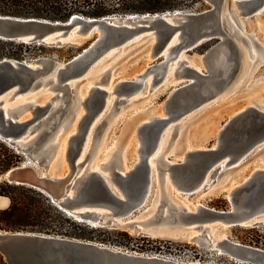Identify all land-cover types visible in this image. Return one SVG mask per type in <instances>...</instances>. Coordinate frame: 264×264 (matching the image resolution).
<instances>
[{
    "label": "water",
    "instance_id": "1",
    "mask_svg": "<svg viewBox=\"0 0 264 264\" xmlns=\"http://www.w3.org/2000/svg\"><path fill=\"white\" fill-rule=\"evenodd\" d=\"M209 1L213 4L212 8L201 13L170 10L151 16L142 14L85 17L73 14L66 21L0 14V39L6 41L59 47L74 38L69 39L68 34L75 27L76 34L81 36L98 32L87 47L65 63L45 57L36 60L0 59V136L23 155V160L8 168L0 175V179L39 190L66 214L80 218H74L78 221L89 224L93 221L91 223L101 227L126 225L125 215L146 203L155 184L148 157L156 146L161 130L169 120L175 118L171 104L183 95L182 92L189 89L188 92L197 95V101L207 99L210 95L197 88H178L166 107V117L153 118L142 124L139 130V157L133 167L127 171L122 170V165L116 167L110 172L108 180L98 170H82L86 165L85 156L79 160L92 121L103 107L105 88L92 86L90 96L84 102L85 113L67 140L63 161L65 171L57 169V165L61 164L56 158L57 134L61 128L62 132L68 129L74 118L62 120L59 115L56 122L47 125L45 121L55 113L58 103L53 105L52 101H48L44 104H33L27 101L19 105L4 106L5 98L10 95L9 98L12 99L16 94L26 93L29 89L40 86H67L72 83L73 78L84 74L108 48L125 43L143 30L155 31L157 38L152 53L154 59L162 56L164 46L176 32L179 33V42L172 47L173 55L167 58L162 56L161 60L150 67L154 68L155 76L159 78L162 77L165 63L174 58L181 48L195 47L202 41L216 38L221 39L217 45L222 44L228 48L232 41L221 23L220 0ZM256 2L261 4L263 0H245L242 4L248 8L247 4L251 6ZM216 46L205 54L204 60L212 56ZM225 61L212 71L207 68L210 75L204 80L205 83L217 79V87L222 88L229 82L231 75L225 79L220 78L225 73L222 72ZM159 69L161 73L158 72ZM184 70L202 81L201 74L193 66L186 65ZM135 83L121 82L118 90L126 94ZM122 101L121 99L119 102ZM28 108L32 116L24 118ZM254 116L258 117V122L254 120ZM35 130L38 132L29 138ZM37 137L38 140L35 141ZM263 138L264 112L248 107L230 118L219 134L215 148L188 152L183 165L170 166L173 181L181 192L193 193L202 186L201 181L207 172H217L239 160ZM24 139L27 141L22 142ZM31 148L39 151L32 154ZM255 173L247 182L228 194L229 209L200 205L195 211L180 212V218L200 222L201 225L197 227L204 226V222L215 221L228 226L249 224L257 212L264 210V169ZM159 181L161 190H165L161 178ZM2 208L4 207L0 202V209ZM95 208H103L108 216L100 214ZM115 215L121 216L117 218ZM175 217L177 219V215ZM256 223L262 222L256 221L252 224ZM142 227L143 225L137 224L135 230L139 231ZM206 230L207 226H204L188 240L205 245L206 238L208 239ZM220 245L229 255L247 259V264H252L253 259H257L258 264H264L263 249L232 241L228 237L223 238ZM0 254L8 264H215L179 260L158 253L148 254L98 241L34 231L0 230Z\"/></svg>",
    "mask_w": 264,
    "mask_h": 264
},
{
    "label": "rangeland",
    "instance_id": "2",
    "mask_svg": "<svg viewBox=\"0 0 264 264\" xmlns=\"http://www.w3.org/2000/svg\"><path fill=\"white\" fill-rule=\"evenodd\" d=\"M243 1L245 0H220L221 23L228 38L234 43L231 42L232 44L230 43L227 48V58L222 67V72H225V75L222 74L220 77L225 79L231 75L229 82L219 88V86L217 87V79L209 83L204 81L210 75L207 68L212 71L220 64L222 49L215 50L207 62L203 60L205 54L221 41L220 38L202 41L195 47L183 48L177 56L179 66L193 63L194 68L199 67L197 70L202 76V81L193 76H184L179 78V83L173 84L171 80L177 78L174 73L164 79L159 78V76H152L151 84L145 83V85L143 83V88L139 93L132 92L128 96L127 94L120 96H117L116 93L112 94L108 106L92 126L90 142L85 154L86 163L105 165L107 169L112 170L123 166V163L129 166L135 163L138 160L136 158L139 157L137 149L139 150L141 146L139 130L142 124L153 118L166 117L165 108L178 88H197L210 97L197 101V95L188 92L189 89L187 92H182L183 95L171 104L175 120L170 123L169 130H171L167 132V141L163 147V153L159 156L160 176L164 174L166 165H183L186 162L185 153L215 148L217 138L224 126L230 118L240 111L253 107L257 111L264 112V0L261 4L259 2L251 6L247 4L248 8L242 4ZM173 3L176 6L173 10L179 9L190 13L208 11L213 5L209 0H173ZM139 5L138 1H133L126 5L129 8L127 11H120L111 15L138 14L141 16L140 13L142 12L138 11ZM97 35L98 32H94L88 37L75 36L71 41L59 47L35 43H26V45L24 43V46H21L18 44L21 42L15 41L13 43H0V59L8 58L1 55L4 52L15 50L20 54L21 60H36L45 57L53 58L59 63H65L87 47ZM151 44L152 40L148 36H142L121 50L108 55L88 74L73 78L72 83L67 86L50 87L47 85L36 88L28 95V101L41 104L50 100L53 105L59 104L55 113L46 119L47 125L56 122V117L59 115V119L62 120L73 119L79 107V96L86 92L88 87L101 86L104 88L109 80L111 83L135 82L136 75L139 76L141 72L147 71L154 62L161 60L162 56L157 59L148 57ZM89 96L90 93L86 95L83 102L86 103ZM121 99L123 101L119 102ZM83 112L85 113V108ZM31 116L28 108L23 117L30 118ZM254 120L257 121L258 117L254 116ZM62 131L57 140L59 153L57 152L56 158L61 162L57 165V169L64 170L62 159L64 152L62 154L59 151L63 145V138L66 137V135L62 136ZM37 132L38 130H35L29 138ZM27 139L22 142H26ZM34 140L37 141L38 137ZM9 151H16V149L0 136V156L8 155ZM38 151L37 148L30 149L32 154H36ZM19 153L21 154V152ZM22 156L21 154V159L14 165L23 160ZM261 169H264V138L256 142L239 160L209 174L208 181L196 192L175 191L169 182L167 189L162 191L155 184L146 203L125 215L124 222L126 225L104 226L103 229L125 231L129 234V237L124 239L127 246L120 248L135 250L131 247L144 244L150 249L138 252L158 253L186 261L247 264L243 260L232 259L224 251V254H218L212 248V242L215 238L226 234L232 241L264 250V221L256 224H252L255 222L253 221L249 224L230 226L225 224H212L210 226L211 223L204 222L203 225L207 226V232H210L212 237L205 245H200L188 240V231L182 230L185 226L176 220L175 211L184 212L181 210L182 208L187 206L193 209L196 204L217 209H229V191L247 178L249 180L250 177L254 176L255 170ZM261 214L262 216L258 220L264 219V211ZM67 217L69 218L68 222L64 220V216L63 219H60L65 229L74 226L77 230H79L78 227H81L85 232H88L87 230L93 228L91 223H83L66 215ZM137 224L143 225L139 231L135 230ZM193 224L201 225L198 221H193ZM154 226L160 228L153 231L152 227ZM103 229L94 230L91 234L110 236Z\"/></svg>",
    "mask_w": 264,
    "mask_h": 264
},
{
    "label": "trees",
    "instance_id": "3",
    "mask_svg": "<svg viewBox=\"0 0 264 264\" xmlns=\"http://www.w3.org/2000/svg\"><path fill=\"white\" fill-rule=\"evenodd\" d=\"M133 1L140 3L138 10L142 12L140 14L162 13L176 7L174 3L172 4L173 0H113L112 2L110 0H0V13L66 21L73 14L101 17L120 11L125 12L129 9L126 5ZM0 43H13V41L0 39ZM18 44L24 46V43ZM1 55L21 60L20 54L15 50H8ZM20 159L21 154L16 151H9V154L4 157L0 156V173L16 164ZM0 195L7 196L10 200L8 207L0 209V230L54 233L119 247L127 246L124 239L128 238L129 234L125 231H112V229H103L104 227L101 226H92L93 228L85 232L83 228L78 227L79 225H75L79 230L74 226L65 229L60 219H63L64 216V220L68 222L69 218H66L68 214L53 204L48 196L35 188L1 180ZM100 229L106 231L110 236L91 234L92 231ZM131 248L137 251L150 249L144 244H137L136 247ZM0 264H8L1 254Z\"/></svg>",
    "mask_w": 264,
    "mask_h": 264
},
{
    "label": "bare ground",
    "instance_id": "4",
    "mask_svg": "<svg viewBox=\"0 0 264 264\" xmlns=\"http://www.w3.org/2000/svg\"><path fill=\"white\" fill-rule=\"evenodd\" d=\"M176 11H182V10H176ZM167 12V11H166ZM147 15H149V16H151V15H154V14H149V13H146ZM145 14V15H146ZM158 14H160V13H158ZM140 16V15H138V14H127V16ZM109 16H111V15H109ZM113 16V15H112ZM123 16V15H122ZM134 20V19H133ZM168 20H170V19H168ZM170 22H173L172 20H170ZM76 30H77V27H75L69 34H68V38L69 39H71L72 37H80L81 35H78V34H76ZM92 33V32H91ZM91 33H88V34H86V35H84V37H88V36H90V34ZM142 36H148L151 40H152V44H151V47H150V50H149V54H148V57L150 58V59H152L153 58V56H152V53H153V47H154V44H155V42H156V34H155V31L154 30H151V29H149V31H147V30H143L142 32H140V33H136V34H134L133 36H132V38H130V39H128L127 41H125V43H122L121 45H116V46H111L110 48H108L105 52H103L101 55H99L98 57H97V59H95V61L85 70V73L84 74H88L89 72H90V70H92L93 68H94V66H96L97 64H99L100 62H102V60L104 59V58H106L108 55H110V54H112L113 52H116V51H119V50H121L123 47H125L126 45H128L130 42H132V41H134V40H137V39H139L140 37H142ZM179 42V33L178 32H176L173 36H172V38L170 39V41L164 46V48L162 49V52H161V54H162V56H164V57H169L171 54H172V52H173V46L176 44V43H178ZM221 50L222 49V51H223V54H222V56H221V58L219 59L220 61V64L221 63H223L224 61H225V59H226V52H227V47L225 46V45H222V44H220V45H217L215 48H214V50H213V52H212V55H213V53H214V51L215 50ZM183 50V48H181L178 52H177V54H176V56L174 57V58H171V59H169L166 63H165V65H164V72L162 73V77L161 78H166L167 76H169V75H173V73L175 74V76L177 77L176 79H174L173 78V80H171V82H173V84L175 83V84H177V83H179L180 82V79L179 78H182V77H184V76H191V75H189L185 70H184V65L183 66H179V62H178V59H177V56H178V54L181 52ZM225 51V52H224ZM220 52V51H219ZM179 58V57H178ZM209 58H211V57H209ZM209 58H207L206 60L208 61V59ZM203 60H204V58H203ZM206 60H204L205 62H207ZM189 65H194L193 63H190ZM197 67V66H196ZM197 69H199V67H197ZM161 71V69H159L158 70V72L159 73H161L160 72ZM152 76H155V72H154V68H149V69H147V71H143V72H141L140 74H139V76H135V85L132 87V89H130L126 94H127V96L129 95V94H131L132 92H140L141 91V88H143V83L145 84V83H149V84H151V77ZM90 84V83H89ZM93 84V83H92ZM146 85V84H145ZM105 87V90H106V93H105V96H104V102H103V107H102V109L100 110V112L99 113H97L96 114V116L94 117V119H93V121H92V125L90 126V128H89V130H88V133H87V136H86V138H85V142H84V145H83V148H82V152H81V154H80V157H79V160H82L83 158H84V156H85V154H86V152H87V149H88V146H89V142H90V136H91V130H92V126H93V124H94V122L95 121H97L99 118H100V116H101V114L104 112V110H105V108L108 106V104H109V98L111 97V95L112 94H114V93H116V95L117 96H120V95H122V94H125V93H121V92H119V90H118V88H119V82H115V83H111V80H109L105 85H104ZM33 91H35V89H29L28 90V92H26V93H19V94H16L12 99H10L9 98V96L10 95H8L6 98H5V101H4V106L5 105H19V104H22V103H25V102H27L28 101V95L31 93V92H33ZM91 92V86L90 87H88V89L86 90V92H84L83 94H81V96H79V99H78V109L76 110V112H75V116H74V119H73V121L71 122V124H70V126L68 127V129H66L64 132H63V134H62V136L64 135H66V137H64L63 138V145H61V148L59 149V151H60V153H62L63 154V152H64V155H63V161H64V158H65V152H66V145H67V140H68V137H69V135L70 134H72L75 130H76V127H77V124H78V121H79V119L82 117V115L84 114V112H83V109H84V102H83V100H84V98L86 97V95L88 94V93H90ZM136 94V93H135ZM13 100H15V101H13ZM127 100H129L128 99V97H127ZM10 101H12V102H14V103H8V102H10ZM48 101H50V100H46L44 103H46V102H48ZM31 102H33V104H35L36 102L35 101H31ZM44 103H41V104H44ZM164 114H166V108H165V113ZM175 120V118L174 119H171V120H169L168 122H167V124L164 126V128L161 130V133L159 134V136H158V138H157V143H156V146H155V148H154V150L149 154V157H148V163H149V167H150V170H151V173L153 174V180L155 181V184H157V186H159V188L161 189V184H160V181H159V179L161 178V181H162V184H163V186H164V188H165V190L167 189V187H168V182L170 183V184H172V188H174V190L175 191H178V192H181L180 190H179V188L176 186V184L174 183V181H173V174H172V170H171V168H170V165H166L165 166V168H164V174L162 175V177H160L159 176V156L161 155V153H163V147H164V145H165V143H166V141H167V137H166V135L168 134L167 132H168V130H169V127H171V125H170V123L172 122V121H174ZM63 130V128H61L60 130H59V132H58V134H57V139H58V137H59V133L61 132ZM171 130V129H170ZM169 130V131H170ZM61 136V135H60ZM23 138V137H22ZM137 151H138V149H137ZM58 152V151H57ZM59 153V152H58ZM57 154V153H56ZM137 155H138V152H137ZM185 155H186V153H185ZM184 155V156H185ZM136 159H138V157L136 158ZM174 162V161H173ZM64 163V162H63ZM133 165H134V163H132L130 166L128 165V164H124L123 163V168H122V170L123 171H127V170H129L131 167H133ZM65 166V165H64ZM85 168H87V170L88 171H90V170H98L99 172H101L104 176H106V179H107V177H109V175H110V172L112 171V169H107L106 167H105V165H100V164H96V163H86V165H84L83 166V168H82V170H84ZM66 170V168L64 169V171ZM254 172H256V170L254 171ZM253 172V173H254ZM252 176V175H251ZM208 178H209V173L207 172L206 173V175H205V177L202 179V181H201V185L203 186L204 184H205V182H207L208 181ZM108 180V179H107ZM247 180H248V178L244 181V182H242V183H240V184H238V185H236L234 188H232L230 191H229V193H231L233 190H235L236 189V187L237 186H239V185H242V184H244L245 182H247ZM154 184V185H155ZM200 185V186H201ZM197 191V190H196ZM195 191V192H196ZM0 202H1V205L3 206V207H6L5 205H7L8 206V202H9V199H8V197H5V196H1L0 197ZM201 204H196L195 206H194V208L192 209V208H190V207H187V206H185V208H182L181 210H183L184 211V213L185 212H191V211H195L197 208H198V206H200ZM95 210L96 211H98L100 214H105L106 216H108L107 214L108 213H105L106 212V210H104L103 208H95ZM264 210H261V211H259V212H257V214L252 218V220L250 221V222H253V221H261V222H263L264 221V219H261V220H258V218L260 217V216H262V214H261V212H263ZM180 212L181 211H178V210H176L175 211V214L177 215V221L179 222V223H182L185 227H184V229H182V230H187L188 231V234H187V236H193V235H196V234H198L201 230H202V228L204 227V226H202V227H197L196 225H194L193 224V221H186V220H184L183 218H180V216H179V214H180ZM69 216H72L70 213L68 214ZM121 215H115L114 217H117V218H119ZM264 216V215H263ZM73 217V216H72ZM74 218H78V217H74ZM79 220H80V218H78ZM91 222H93V221H90V223ZM211 223V225L210 226H212V224H222V223H220V222H210ZM245 223V222H244ZM93 226H99V225H97V224H93V223H91ZM187 224H189V225H187ZM162 226H164V225H162ZM177 226H179V225H177ZM160 227H158V226H154V227H152V229H153V231H157L158 229H159ZM152 233H154V232H152ZM206 233H207V235H208V239L206 238V243L207 242H209L210 241V239H211V237H212V234L210 233V232H207V230H206ZM161 234V233H160ZM165 235V234H164ZM225 238V237H227L226 236V234H222L220 237H218V238H215L214 239V241L212 242V248H214L217 252H218V254H224V252L225 253H227L226 252V250L220 245V242H221V240L223 239V238ZM217 240H218V242H217ZM224 251V252H223ZM228 254V253H227ZM229 255V254H228ZM232 259H236V260H238V261H247V259H245L244 257H239V258H237V257H234V256H231V255H229ZM253 262H252V264H258V261H257V259H253L252 260Z\"/></svg>",
    "mask_w": 264,
    "mask_h": 264
},
{
    "label": "crops",
    "instance_id": "5",
    "mask_svg": "<svg viewBox=\"0 0 264 264\" xmlns=\"http://www.w3.org/2000/svg\"><path fill=\"white\" fill-rule=\"evenodd\" d=\"M8 204H9V202H8ZM5 206H7V205H5Z\"/></svg>",
    "mask_w": 264,
    "mask_h": 264
}]
</instances>
